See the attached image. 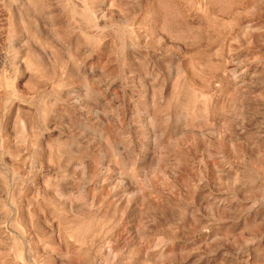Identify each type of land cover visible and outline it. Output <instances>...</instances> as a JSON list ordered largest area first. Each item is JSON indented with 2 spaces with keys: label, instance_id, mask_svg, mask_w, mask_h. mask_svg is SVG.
Wrapping results in <instances>:
<instances>
[{
  "label": "rangeland",
  "instance_id": "obj_1",
  "mask_svg": "<svg viewBox=\"0 0 264 264\" xmlns=\"http://www.w3.org/2000/svg\"><path fill=\"white\" fill-rule=\"evenodd\" d=\"M0 264H264V0H0Z\"/></svg>",
  "mask_w": 264,
  "mask_h": 264
}]
</instances>
